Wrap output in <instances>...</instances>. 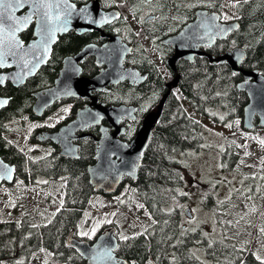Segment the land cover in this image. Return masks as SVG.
I'll use <instances>...</instances> for the list:
<instances>
[{
	"label": "trees",
	"instance_id": "obj_1",
	"mask_svg": "<svg viewBox=\"0 0 264 264\" xmlns=\"http://www.w3.org/2000/svg\"><path fill=\"white\" fill-rule=\"evenodd\" d=\"M168 1L170 0H153L160 4ZM194 3L196 7L221 12L225 8V0H194ZM235 5L237 16L233 19L239 21L240 27L224 41V48L221 44H216L211 47L210 52L215 55L241 46L247 51L242 67L259 69L264 75V0H240ZM48 68L45 67L26 85L10 86L7 89V94L12 98L10 112L19 113L26 109L31 111V93L34 87L45 83L51 77L41 79ZM53 68L51 67V73ZM240 79L241 74L234 73L229 65L213 64L205 59L196 58L190 67L182 69L181 81L164 105L162 117L139 169L138 179L131 183L138 189L153 218V224L145 232L130 236L127 240H120L116 250L118 256L126 258L131 264H202L190 253L198 237L197 232L182 225L183 213L179 203L184 196L180 194L179 187L185 183V170L181 157L187 155L191 149L199 150L205 142L202 123L195 118V114L200 113L220 121L224 116V122L240 121L242 128L244 108L249 99L237 87ZM3 90L0 87V93ZM147 91L149 89L142 93ZM166 91L161 86L156 90V103L160 99V93ZM115 97L121 102L126 94L123 97L119 91ZM155 108V105H150L149 110ZM144 115L140 113L136 120L137 125L130 126L127 133L130 137L137 134ZM242 130L248 134L243 128ZM256 131L258 130L255 129L254 132ZM17 143L18 139L15 141L11 136L0 137V154L8 159L16 153L23 161L22 168L26 170L30 165L27 158L20 157L25 151ZM232 151L234 154L233 149ZM225 154L227 156L229 152ZM13 157V162L19 164L18 176L22 177L21 160L15 155L11 159ZM46 158L48 157L44 156L42 161ZM35 162L33 159V164ZM44 162H49L46 165L50 169V178L63 177L67 181L64 205L51 221L41 225L37 224L35 216L32 218L30 213L25 214L21 220L0 221V251L6 249L7 252L14 253L12 248L16 247V255L19 257L25 250L31 255L33 247V255L44 250L56 254L63 264H88L75 247L66 243V238L74 231L75 236L80 239H88L87 236L78 235V230L92 196L98 193L90 182L89 166L84 165L81 159L70 158L57 161L51 157ZM109 226L118 228L114 222ZM230 242L233 243L229 247L232 256L231 252L228 253L230 255H225L227 251L221 248L208 251L211 258L217 259L215 264H261L264 261L258 260L252 253L247 255L249 247L241 252L236 247L235 239H230Z\"/></svg>",
	"mask_w": 264,
	"mask_h": 264
},
{
	"label": "flooded vegetation",
	"instance_id": "obj_2",
	"mask_svg": "<svg viewBox=\"0 0 264 264\" xmlns=\"http://www.w3.org/2000/svg\"><path fill=\"white\" fill-rule=\"evenodd\" d=\"M71 1L78 7H81L95 0ZM98 1L101 8L105 11L118 9L121 12V18L102 26L100 30L87 31L84 33L71 30L68 33L59 35L57 41L53 45L52 53L47 64L42 66L38 73L32 77L38 76L45 67H49L44 71L41 79L46 80L49 76L51 77H49L45 83L33 88L31 93L33 95L30 107L31 111L26 109L19 113L10 112L12 111V108H10L12 98L7 94V89H9L10 86H17L10 81L0 86L4 89L3 92L0 93V96L8 99L7 105L0 110V137L11 136L13 140H16L17 134L20 132L23 136L22 140H27V144L23 145L25 153L20 157L22 159L27 158L30 166L24 170L22 168L23 161L16 153L13 155L21 160L20 172L23 174L22 180L25 182L29 180V184H33V176H38L39 172L49 174L50 169H48L46 165V163L49 162L44 161L51 157H54L57 161L64 158L81 159L83 164H87L89 167L98 161L97 154L100 147V139L102 137V126H107L111 133H113L114 130L109 123V119L103 118L101 124L81 126L73 129V132H66L65 127L76 120L78 114L82 110L88 109L93 111L96 110L99 105H134L138 108L136 110L137 118L140 113L145 114L139 124V131L143 119L157 108L161 99L168 91V84L171 83L177 75H180L181 81L182 69L190 67V64L193 63L196 58L210 61L207 55H191L193 60L189 59L190 56L177 58L174 63L175 69L170 65L171 59H173L177 53L171 43V38L178 35L187 24L194 21L196 11L199 9V7L195 6L194 0H170L167 3L163 2L161 4L153 2V0ZM221 14L223 17V12H221ZM35 29L36 24L33 22L20 33V38L25 45L34 41L36 38L34 36ZM111 37H121V41L116 42L115 45L117 53H112L110 55L109 52H105L103 59H100L98 54L90 53L80 61L75 60L76 56L87 46H96V48H100L107 44ZM228 37L223 40H217L215 45L221 44L224 48V45H226L224 41H226ZM213 46H201L200 50L206 54H212L210 49ZM229 50L231 49L224 50V52L217 53L214 56L219 57ZM121 57H123L121 66L136 70L133 72L135 74V78L133 79L134 83L126 79L120 81L118 84H100L96 79L102 73L109 70L110 67L115 64L114 61ZM66 59H69L68 67L72 68L71 71L77 73L74 79L68 84V87L72 90L69 96L59 98L39 116L35 113L34 109L37 102L35 94L56 85V81L65 67ZM223 64L229 65L227 62ZM51 67L54 69L53 73H51ZM13 69L14 67H10L1 69L0 71L8 73ZM32 78H29L24 85ZM243 80L244 76L241 74L239 82ZM160 86L163 89H167V91L160 93V99L158 103H156L155 97L158 95L156 90L159 89ZM178 86L173 87L171 93ZM144 89H149V91L142 93L145 91ZM119 91L122 92L123 97L126 94V98L121 102L117 101L115 97ZM137 93L142 94L138 96ZM150 105H155L156 108L149 110ZM137 118L132 120L128 117H124L122 119L120 126L125 127V132L118 136L119 139L125 142L133 140L136 135L132 138L127 133L129 132L130 126L137 125ZM68 130L69 129H67V131ZM52 136H54L55 139ZM241 137H243V135ZM230 144L226 143L224 151L220 153L216 152L221 155V160L223 161L228 149H233L235 157V168L226 171L227 174L224 172V168L217 169L215 173L212 172V180L215 179L223 184L222 190L218 191L219 185H216L212 190V193H217V196H225L226 193L232 189L239 191L243 190L246 193L248 190L247 185L253 188L258 187V185H264V183L259 182L263 180L264 159L259 165H255L251 162H243V159H241L242 156L237 151L238 147L231 146ZM33 145L35 146L33 149L41 155L38 158H34L33 156ZM49 147L50 149L46 150ZM63 151L73 153V155H62ZM213 153H215V151ZM13 155L8 158L9 160H5L14 165L18 173L17 166H19V164L13 162L15 161L14 157L11 159ZM0 156L4 158L1 154ZM44 156L48 158L42 161ZM33 159L36 161L34 164ZM244 168L247 169V171L243 170ZM229 176L234 180L233 185L231 183L232 181L229 180ZM30 178L32 180H30ZM126 183L130 184L131 180L126 179ZM196 184L197 182L194 185L195 193L198 198H200L202 192L199 187H196ZM28 199L33 202V194L28 195L27 200ZM209 209H211L212 213L215 215V210L213 208ZM25 213L26 209H24L20 217L7 221L12 222L20 220ZM30 214L33 218L32 209L30 210ZM194 231L197 232V230ZM208 244L212 245L214 241H210L204 237L203 240L195 241L194 246H201V249L204 248L207 256L212 259L213 264H215L217 259L209 256L208 251L210 249L221 248L227 251L225 255L231 252L227 242L219 241L217 244L218 246H210ZM12 249L14 253L7 252L6 249L0 251V264H29V262H33V247L31 248V255L25 250L19 257L16 255V247ZM190 253L202 264H205L194 252ZM232 255L231 252V256Z\"/></svg>",
	"mask_w": 264,
	"mask_h": 264
},
{
	"label": "water",
	"instance_id": "obj_3",
	"mask_svg": "<svg viewBox=\"0 0 264 264\" xmlns=\"http://www.w3.org/2000/svg\"><path fill=\"white\" fill-rule=\"evenodd\" d=\"M51 3L53 4V8L51 9L53 25L56 27H63L64 30L56 32L55 39L49 44L47 54H42L43 62L36 64L34 68L32 65L35 61L29 63L28 68L22 69L19 63H13L12 60L9 59L8 64L4 67H0V70L10 67H14V69L8 73L0 71V86L10 81L18 87L24 85L29 78L35 76L41 67L47 64L52 53L53 45L57 41L59 35L68 33L71 30H75L78 33L100 30L102 26L121 18V12L118 9L105 11L101 8L98 0L81 7H78L71 0H67V4L75 6L74 10H70V14L64 12L63 5L61 8L55 7L57 0H51ZM84 9H86V11H82ZM29 11L30 8L26 5L24 9L17 11L16 15L26 14ZM58 14L61 15V19L56 21L55 17ZM213 16L222 18L219 11L210 12L207 9H198L196 11L195 20L186 25L178 35L171 38V43L177 53L175 57L171 59L170 65L175 69L174 63L177 58L190 56L189 59L193 60L192 56L194 55H207L211 63L214 64H223L227 62L234 73H241L244 76V80L237 85L238 89L244 91L249 99L248 104L244 108L243 127L246 130H254L257 125L260 128H264V75L259 69H246L242 67L247 57L246 49L243 47H235L219 57L206 54L200 50L201 46H213L217 40L226 39L227 36L240 27L238 20L222 22L220 18L213 22L211 19ZM33 22L36 24V32L39 27L38 18L34 16L32 23ZM213 23L223 30H218L213 26ZM24 30L25 29L16 34L19 40H21L20 33ZM120 41L121 37H111L107 44L100 48H96V46H87L76 56L75 60L80 61L90 53L98 54L99 58L103 59L105 52H109L110 55L112 53H117L115 45L116 42ZM33 42L34 41L24 45L28 47ZM27 59L30 61L32 60L30 56L27 57ZM69 59H66L65 67L56 81V85L35 94L37 102L34 109L37 115H42L45 109L59 98L69 96L72 89L68 87V84L77 75V73L71 71L72 68L68 67ZM122 59L123 57L114 61L115 64L110 67L109 70L102 73L96 80L102 85L118 84L120 81L126 79L134 83L133 79L135 78V74L132 71L135 70L121 66ZM29 69H31V71H29ZM179 81L180 75H177V77L168 84V91L161 99L157 109L151 111L143 119L138 133L130 142L122 141L118 136L125 132V127L120 126L124 117H128L132 120L137 118L136 110L138 108L134 105H99L96 110L93 111L88 109L82 110L78 114L77 119L65 127L66 132H73L72 130L77 127H84L90 124H101L103 118L109 119V123L114 132L111 133L107 126H102V137L100 139V147L97 154L98 161L88 168L90 181L95 186L96 190H103L106 194H113L119 189L125 176L135 181L137 180L139 169L145 158V153L158 122L162 117L166 99L170 95L172 88L178 86ZM7 103L8 99L0 96V110L5 107ZM67 129L69 130L67 131ZM52 137L54 138V136ZM62 155L72 156L73 153L63 151ZM15 177V166L5 162L0 156V184L3 182L13 183ZM66 242L68 245L74 246L89 264H98V262H93L90 256L100 245H106L113 249L112 254L114 259L108 262V264H129L127 259L121 258L116 254L119 240L116 236L115 227L98 235L93 242L87 239H78L74 236V232L68 235Z\"/></svg>",
	"mask_w": 264,
	"mask_h": 264
},
{
	"label": "rangeland",
	"instance_id": "obj_4",
	"mask_svg": "<svg viewBox=\"0 0 264 264\" xmlns=\"http://www.w3.org/2000/svg\"><path fill=\"white\" fill-rule=\"evenodd\" d=\"M237 1L240 0H225L223 17H228L225 21L237 16L235 6H232ZM195 118L202 123L205 142L199 150L191 149L187 155L181 157L185 170V183L179 187L180 194L184 196L179 203L183 213L182 225L184 228L197 230L198 237L195 241L203 240L204 237L214 241L225 236L229 243L230 239H235L241 252L249 247V253L264 260V232L261 231L264 229V185H258L256 188L247 185L246 193L243 190L232 189L225 196H217L212 190L216 185H219L218 191L222 190L223 184L211 178L212 172L215 173L217 169L224 168L226 173L235 168L232 149H228L229 155L225 156L223 161L221 155L216 153L224 151L226 141L228 144L231 143V146L238 147L237 151L243 162L259 165L264 159V143H261L264 141V129L246 134V141L245 137L241 138L243 130L240 121L229 123L223 121L224 116L220 121L200 113L195 114ZM24 144H27V140L21 141V145ZM34 147L33 145L32 149ZM49 149L50 147L46 150ZM32 151L34 158L41 156L34 149ZM243 170L247 171L245 168ZM229 180L233 185L234 180L230 176ZM196 182V187L202 192L200 198L195 193ZM259 182L264 183V173L263 180ZM66 188L67 181L63 177L40 176L36 184L29 185L28 182L18 179L14 184L4 183L0 185V221L20 217L24 209L29 208L33 213H39L36 217L39 224L48 223L63 207ZM30 194H33V202L27 200ZM209 208L215 210V215ZM190 212L192 216H189ZM109 221H115L119 226L120 239L146 231L153 224V218L138 189L129 183L122 185L120 191L112 196L100 193L93 195L80 222L79 233H89L84 236L94 237ZM93 228L96 229L94 234ZM190 251L198 255L205 264H213L201 246L193 245ZM29 264L63 263L52 252L41 251L33 256V262Z\"/></svg>",
	"mask_w": 264,
	"mask_h": 264
},
{
	"label": "snow or ice",
	"instance_id": "obj_5",
	"mask_svg": "<svg viewBox=\"0 0 264 264\" xmlns=\"http://www.w3.org/2000/svg\"><path fill=\"white\" fill-rule=\"evenodd\" d=\"M26 5L30 8V11L17 16L16 12L24 9ZM62 5L64 6V12L68 14H70V10L75 9L74 5L67 4V0H57L55 7L61 8ZM52 8L51 0H0V67L7 65L9 59L13 63H19L22 69L28 68L29 63L32 61H35L32 65L33 68L36 64L43 62L42 54H47L49 44L55 39L56 32L64 30L63 27L53 25ZM82 11H86V9ZM34 16L38 18L39 24L38 30L34 33L36 38L33 43L25 47L24 42L19 40L16 34L26 29L32 23ZM220 18L217 16L211 17L213 22ZM222 18L228 19L227 16ZM60 19L61 15L58 14L55 20L59 21ZM213 26L220 31L223 30L215 23H213ZM29 56L32 58L31 61L27 59ZM228 127H231V125H228ZM261 143H264V141H261ZM141 207L143 206L141 205ZM95 231L96 229L93 228L92 234ZM261 231L264 232V229H261ZM81 235H89V233L82 232ZM122 238L129 239L127 236ZM112 253L113 249L106 245H100L90 256V259L93 262H98V264H108L114 259ZM257 259L259 260L260 257L258 256ZM261 264H264V261Z\"/></svg>",
	"mask_w": 264,
	"mask_h": 264
},
{
	"label": "bare ground",
	"instance_id": "obj_6",
	"mask_svg": "<svg viewBox=\"0 0 264 264\" xmlns=\"http://www.w3.org/2000/svg\"><path fill=\"white\" fill-rule=\"evenodd\" d=\"M168 97H169V96H168ZM167 100H168V98L166 99V102H167ZM166 102H165V103H166ZM164 105H165V104H164Z\"/></svg>",
	"mask_w": 264,
	"mask_h": 264
}]
</instances>
